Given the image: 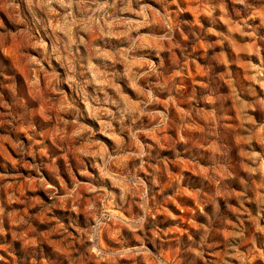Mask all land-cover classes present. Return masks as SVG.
I'll return each mask as SVG.
<instances>
[{
    "label": "clouds",
    "instance_id": "obj_1",
    "mask_svg": "<svg viewBox=\"0 0 264 264\" xmlns=\"http://www.w3.org/2000/svg\"><path fill=\"white\" fill-rule=\"evenodd\" d=\"M191 3L208 27L185 0H0V50L28 68L25 87L0 57V264H264V122L248 111L264 109V74L242 84L216 51L264 26V0ZM220 16L230 31L208 42Z\"/></svg>",
    "mask_w": 264,
    "mask_h": 264
},
{
    "label": "rangeland",
    "instance_id": "obj_2",
    "mask_svg": "<svg viewBox=\"0 0 264 264\" xmlns=\"http://www.w3.org/2000/svg\"><path fill=\"white\" fill-rule=\"evenodd\" d=\"M200 3L205 5V8L210 7L212 0H200ZM154 7H159L155 3H153ZM185 9L186 11L182 14L183 18L189 21H196L199 20L200 24L204 27H208V18L206 14L202 16H197L195 9V6L191 3V0H185ZM0 16H3L5 20L8 19V15L3 9L2 6H0ZM250 24L255 25H260V20L259 18L254 19L253 21H249ZM230 31V26L226 22L225 18L223 16H220L218 18V22L215 25V34H210L208 38V42H213L217 39V35L220 32L228 33ZM260 38H264V26H261L258 28V31L253 35V36H240L239 33L233 34V38L226 41L223 46L217 45L216 51L220 52L221 47L225 49V57L227 59H233L236 58V62L229 65L231 70L235 73H239L240 76L243 78L241 83L242 84H249L253 83V81H249L247 79L248 74H251L255 76L256 72L259 70L262 74H264V69L260 68V62L261 60H264V47H260V43L262 42ZM205 41H201V43H204ZM256 48H259V54L256 52ZM201 52H203V49H200ZM210 53L212 50H209ZM0 57L3 58L4 63L7 67V69L11 72H14L17 77L21 81L25 82V87H27V73H28V68L26 64L23 62H18L15 57L12 55H9L5 53L3 50H0ZM197 63H201V61H197ZM217 67L215 69L216 72H220L225 66L221 64L219 61L216 62ZM248 65H252V67H249ZM203 67V64H201ZM193 75L190 76V83L195 82V85L198 87L200 84L199 78L195 75V70L194 67L192 69ZM255 87L258 91L259 94H264V87H261V84L264 83V81H256ZM224 89L226 95L230 97L229 103H231V89L228 88L227 84H224ZM131 91V90H130ZM264 98V97H262ZM241 99L245 100L246 103L251 102L250 99H245V97H241ZM249 114L253 116V119L256 120L257 124H260L261 122H264V109L260 108H254L251 110H248ZM232 115L237 117V123L240 122L239 115H238V110L233 107L232 108ZM256 141L255 145L257 147V150L260 149V139L264 137V128H257L256 129ZM107 139V137H105ZM231 143L233 146V157L236 159H244L245 157L241 156V151L243 150L241 148V137L239 136H234L231 139ZM12 156V159H16V156L14 153L10 151L9 153ZM30 159V158H29ZM0 162H4L8 165L9 168L12 167L11 161H5L3 155H0ZM182 170L190 177H192V182L193 184H196L198 179L200 177L198 176V173L194 170L193 167L188 166V162H185L184 165L181 166ZM0 171H3L2 168H0ZM20 173L23 175H27L28 170L21 168ZM14 174V172H13ZM246 174V173H245ZM47 176H44V179L47 180ZM187 188V192L191 193V195H185L184 200L188 202V206L191 208H196L197 203H198V197L196 195L197 193V188L192 187L190 185H185ZM235 187V186H234ZM235 190H238V188H235ZM43 189H39L37 191V195L40 196L41 199H45L43 195ZM171 194V193H169ZM255 198L256 194L252 193L250 196V201H251V207H249V204H245V207H249V211L252 213V215H255L254 209L257 207L255 204ZM218 204H219V213L218 215L221 218H227V219H233L235 216V213L232 212L229 208L228 205L225 203L223 197L218 198ZM233 207H235V202H232ZM175 206L172 205L170 207V210L174 208ZM179 209H176V213H179ZM204 212L208 213L209 215H212L215 212V207L213 205H209L204 209ZM175 214V213H174ZM207 222V217L203 215H198L196 219V223H206ZM46 248V255L55 258L56 256L60 255V253H57L55 249L53 248L52 245L48 244L45 245ZM219 251V248L217 249ZM185 260L189 259L188 255L185 254Z\"/></svg>",
    "mask_w": 264,
    "mask_h": 264
}]
</instances>
